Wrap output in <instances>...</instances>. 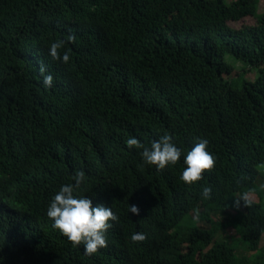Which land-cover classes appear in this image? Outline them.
Here are the masks:
<instances>
[{
	"label": "trees",
	"instance_id": "1",
	"mask_svg": "<svg viewBox=\"0 0 264 264\" xmlns=\"http://www.w3.org/2000/svg\"><path fill=\"white\" fill-rule=\"evenodd\" d=\"M258 3L0 0V264H264L258 185L264 13L257 14ZM173 4L187 6V14L174 18ZM248 16L258 24L232 27ZM57 41L64 42L60 53L68 52V64L49 54ZM41 66L53 77L49 88ZM248 70L254 80L246 78ZM165 134L182 155L163 170L144 164L142 149L126 143L135 138L150 147ZM200 139L208 140L215 167L187 186L180 180L183 159ZM78 170L85 183L75 194L118 217L109 221L107 247L91 257L46 215ZM205 187L211 199L202 196ZM245 193L259 202L241 200L240 212L212 218L215 203ZM228 227L247 252L232 244L235 234L219 238ZM134 233L147 238L134 244Z\"/></svg>",
	"mask_w": 264,
	"mask_h": 264
},
{
	"label": "clouds",
	"instance_id": "2",
	"mask_svg": "<svg viewBox=\"0 0 264 264\" xmlns=\"http://www.w3.org/2000/svg\"><path fill=\"white\" fill-rule=\"evenodd\" d=\"M67 40L75 42L76 37L69 35ZM63 45V41L51 43L49 54L53 60L68 64L70 61L68 52H64L62 56L60 53ZM40 72L43 76L44 86L46 88L51 87L53 77L50 74L44 75L45 68L43 66H41ZM126 143L129 149H142L141 155L144 164L154 166L157 170H163L169 165H175L182 155L181 150L173 142L172 136L167 134L153 141L150 147H146L135 138H129ZM208 143L207 139H200L184 156L183 164L185 167L180 175V180L185 185L192 186L196 184L202 180L205 172H210L215 167L216 160L213 154L207 150ZM71 180L73 181L72 183L62 185L54 195L47 208L46 215L53 222L52 227L58 230L73 248L83 245L84 254L91 257L100 249L107 247L106 233L111 227L109 221H117L118 217L111 207L103 205L93 207L91 199L75 194L85 183L84 171H76L72 175ZM211 192L212 189L210 187H205L202 196L206 199H211ZM248 199L246 193L242 194L236 200V206L239 207L241 200H243L245 206H249ZM129 211L134 215L140 214L136 205L129 206ZM146 238L143 233H134L131 236V241L136 244L145 241Z\"/></svg>",
	"mask_w": 264,
	"mask_h": 264
},
{
	"label": "rangeland",
	"instance_id": "3",
	"mask_svg": "<svg viewBox=\"0 0 264 264\" xmlns=\"http://www.w3.org/2000/svg\"><path fill=\"white\" fill-rule=\"evenodd\" d=\"M187 11H188L187 6H185L183 4H180V5L179 4H173L171 15L174 18L179 19V16H181L183 14L186 15ZM261 13H264V0H259V3L257 5V14H261ZM170 22L172 25H175V23H176V21H174V20H171ZM257 24H258L257 17H254V16H248V17H245L244 19H242L240 21L231 23L232 27H234L236 29H240V28L247 27V26H256ZM165 35H166V37L169 36L167 34H165ZM232 63L236 66V68L239 71H242L245 68V66L241 63H237L234 61ZM246 78L248 80H254L256 78L255 72L252 70H248V74L246 75ZM262 170L264 171V167ZM258 185L264 192V177L263 176L259 178ZM240 197L241 196L239 194H234V195L229 196L226 199L225 198L221 199L220 201L215 203L213 208H209V212L211 213V215H213L212 218L215 221H221L220 214L234 215V214L240 212L242 210L240 203H239V207L236 206V200L239 199ZM248 198L250 201H254V202L259 201V197L257 194H249ZM199 211L204 212L205 208L203 206H200ZM217 212H222V213H219V215H215ZM191 215L194 217L195 220L199 221V218H198L195 211L192 210ZM226 220H228V219H226ZM226 220H223V221H226ZM200 226L204 227V228L210 227L208 222H206V223L201 222ZM236 232H237V230H235L234 228L228 227V228L223 229L221 231L219 238L220 239H225V238L228 239L229 237H231L232 235L235 234L232 244L240 245L241 246L240 251L243 253L247 252V250H248L247 246L243 245V242L241 240L236 239L237 235H238V233H236ZM260 251H264V239H263ZM253 254H255V252L251 253V255H253ZM202 255L203 254L201 253L200 257H202Z\"/></svg>",
	"mask_w": 264,
	"mask_h": 264
}]
</instances>
